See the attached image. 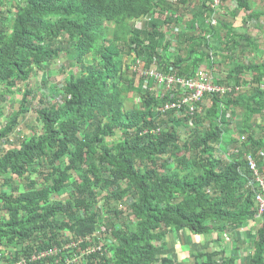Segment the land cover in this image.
<instances>
[{"label":"trees","instance_id":"1","mask_svg":"<svg viewBox=\"0 0 264 264\" xmlns=\"http://www.w3.org/2000/svg\"><path fill=\"white\" fill-rule=\"evenodd\" d=\"M192 1L0 0V95L19 93L18 109L0 127V264L57 248V256L26 263L53 264L100 245L103 212L112 213L109 242L83 264H184L162 253L169 234L184 230L220 247L201 248L195 264H264L260 185L247 158L264 177V53L244 25L264 19V9L255 0H232L231 9L223 0L235 19L244 12L241 24L218 14L212 25L207 0ZM182 11L191 12L182 31L168 32ZM63 42L74 54L72 70L49 84L52 96L39 99L36 121L12 140L37 95L32 76L42 71L48 85ZM247 46L260 61H242ZM137 61L184 77L205 69L232 88L205 95L200 112L164 109L174 98L146 83ZM130 92L138 100L127 108ZM237 120L244 140L231 126ZM237 230L242 244L234 252L251 247L246 262L222 247L223 235Z\"/></svg>","mask_w":264,"mask_h":264},{"label":"rangeland","instance_id":"2","mask_svg":"<svg viewBox=\"0 0 264 264\" xmlns=\"http://www.w3.org/2000/svg\"><path fill=\"white\" fill-rule=\"evenodd\" d=\"M195 1L196 0L192 1L193 4ZM255 1H256V5L254 8L264 9V0H255ZM8 4H9V2L6 3L7 6H8ZM223 4H224V6L231 8V9H233V7L235 6V3L232 0H224ZM218 14H219V16L225 14V15H223L225 19H229L230 21L234 22V25L236 24L235 26H239L241 24V21H242L241 18L244 15V12L243 11L239 12V15L235 19V16L228 14L227 10L225 8L220 7V10L216 16H218ZM189 17H191L190 11L189 12L182 11V14L179 15V20L182 24H180L178 22V24H176V26H174V28H171L170 30H173L176 33H180L182 31L181 25L183 26L184 25L183 22L188 21ZM218 17H216V21H217ZM219 18H221V17H219ZM244 25H245V30L247 31V33H249L252 37L256 38L255 40L258 41V43L260 44V52L264 53V19L262 18L259 21H257L256 19L250 20L247 23H245ZM204 27H205V25H204ZM179 43L181 44L182 42H179ZM180 44H178V47ZM180 46H182V45H180ZM63 47L65 49H63V51L61 52V56L54 61V63L50 66V68L48 70L51 72V74L48 77V85L46 87H44L43 83H42L43 77L46 76L45 73H42V71H40L37 74L32 76L31 86H32V89L35 92H37V95L34 99L32 106L30 107L29 111L25 115L26 116L25 120H23V119L21 120L19 126L14 131V133L12 134V136H11L12 140L19 138L20 136L25 134L28 131V129L30 128V125H32V123H34L36 121L35 110L41 106L39 99L42 97L44 98L45 96L47 97L48 95L52 96L53 92H52L51 88L49 87V84H51V85L56 84V82L66 79L67 78L66 77L67 71L72 70V69H70L72 66L69 64L74 62V60L72 59L74 56V54H72L73 51L71 50L70 47H68L65 44V42H63ZM239 49L235 50V52L233 54V57L235 59L240 58L241 52H239L240 51ZM217 54L219 56L220 55L223 56V55L227 54V52H224L223 50L218 49ZM260 57H257L255 52L251 51L249 49V47L247 46L246 50H244V55L242 56V58H243L242 61L246 63V62L254 59L255 61L258 62V61H260ZM218 58L221 59L220 57H218ZM90 61H91V58L89 56H87V62H90ZM218 62L223 63L224 61H223V59H221V61H218ZM221 63H220V65H221ZM221 66L225 67V65H221ZM61 68H62V73L58 72V70H61ZM53 71L56 74L55 76L52 73ZM73 71L75 72L76 68H73ZM138 80L139 79L135 78V83H137ZM18 96H19V93H17L16 95H11V96H10V94L4 95V97L0 95V113H1L0 114V127L5 123L6 115H8L9 112L18 109V107H19V101L17 100V99H19ZM128 98H130V99H127L125 101V106L127 108L133 107L134 104L138 100L136 93L130 92L128 94ZM236 124L237 125L239 124V120H237V122L231 126L233 128L235 135L240 136L236 132V130H237V127L235 126ZM16 181L19 182V180H16ZM53 198H58V196L56 194H53ZM110 217H112V213L103 212V214L100 218V222H99V229L100 230H98V236L102 238V240L100 239L102 242H104L103 239H105L106 241L109 242L110 234L106 232L107 231L106 228L110 227V221H111ZM261 222H262V217L258 216L257 219L255 220L254 225H252V223H250L251 226H254L253 233L257 230L258 226H260ZM116 224L118 227L121 226L120 222H117ZM245 229H248V227H245ZM245 229L240 228L239 231H244V233H245L244 237L250 238L253 233H251L250 230L245 232ZM104 230H106V231H104ZM102 231H103V233H102ZM103 236H105V237L103 238ZM229 236H230L229 234L223 235L224 243H223L222 247L224 248L225 252L226 253L233 252L234 254L241 257L242 258L241 260L243 262H246V260H248V254L247 253L250 252L251 247H249L248 243L246 242V243H244L243 246H241L242 248L240 247V250H238V252L237 251L234 252L235 243L241 245L242 241H241V239H239L240 235L238 233V230L236 232H232V235L230 237ZM234 239L235 240L238 239V240H236L237 242H235ZM168 242L170 245L168 246V248L166 250H162V253L165 252V253L171 254L175 258H180L183 260L184 264H195L194 263V256L197 252H199L201 250V248H205V250H207V249L219 250L220 249V247H219V245H217V243H214V242H211L208 240L203 242L204 244H202L200 241L195 242V236L191 235V233L189 235V232H186L185 230H184V232L183 231L177 232V234L175 235V238H173L172 235L169 234ZM238 263L240 264V262H238Z\"/></svg>","mask_w":264,"mask_h":264},{"label":"built area","instance_id":"3","mask_svg":"<svg viewBox=\"0 0 264 264\" xmlns=\"http://www.w3.org/2000/svg\"><path fill=\"white\" fill-rule=\"evenodd\" d=\"M223 0H207L208 5L213 9L214 13L209 17L210 24H216V15L220 10ZM177 17V15H175ZM134 70L140 77L144 78L147 83L148 80H154V83L158 86L161 95L169 94V97L174 100L167 101L164 104V109H182L184 108L188 113L193 114L201 111L200 103L203 102L205 95H212L217 93L229 92L232 88L231 85L224 83H217L214 77L208 70L198 69L193 76L184 77L176 76L173 74H164L156 70L154 65L150 68L145 67L144 63L137 61L134 65ZM264 87V83H262ZM236 90L238 88L236 87ZM245 136L240 135V140H244ZM249 160V168L252 171L255 182L260 185V191L256 192V200L258 201V213L264 214V177L258 173L256 164L251 156L247 155ZM250 183V182H249ZM251 184V183H250ZM98 235V233H97ZM78 242H73L69 245L76 247ZM102 243L100 245H92L86 250H79L72 258H54L53 264H82L85 259V254L92 253L94 251H100L102 249ZM57 248L46 249L42 252L32 253L30 257L21 256L20 258H4L6 262L1 264H26L27 262H35L40 260H47L48 257L57 256ZM0 252V256H1ZM44 264H52V262L45 261Z\"/></svg>","mask_w":264,"mask_h":264},{"label":"crops","instance_id":"4","mask_svg":"<svg viewBox=\"0 0 264 264\" xmlns=\"http://www.w3.org/2000/svg\"><path fill=\"white\" fill-rule=\"evenodd\" d=\"M177 14H178V16H177V20H178V22H180V20H179V15H180V14H179V13H177ZM177 14H176V15H177ZM174 26H176V25H173L172 28H174ZM181 28H182V25H181ZM170 31H173V30H169L168 32H170ZM172 237H173V235H172ZM173 238H175V237H173Z\"/></svg>","mask_w":264,"mask_h":264}]
</instances>
